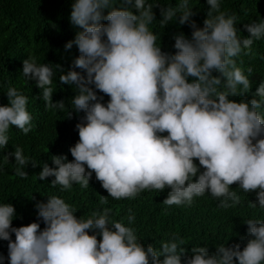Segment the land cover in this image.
Here are the masks:
<instances>
[{"label":"clouds","instance_id":"9594fccd","mask_svg":"<svg viewBox=\"0 0 264 264\" xmlns=\"http://www.w3.org/2000/svg\"><path fill=\"white\" fill-rule=\"evenodd\" d=\"M207 3L200 27L191 19V0H73L69 19L78 30L64 46L78 47L72 66L23 60L21 74L41 88L46 108H67L68 117L72 110L84 113L76 124L80 139L70 146L74 159L53 155L57 167L44 162L39 178L54 176L51 185L65 191L76 183L88 187L94 170L116 199L170 188L166 205L191 204L210 193L223 208L252 196L258 203L249 200L250 207L264 209V80L249 100L244 94L251 92L252 81L235 59L264 39V19L245 24L249 35L241 36L237 15L222 11V0ZM176 21L190 23L191 36L173 33L177 51H165L150 26ZM57 70L59 81L75 91L67 101L53 100ZM253 70L249 66L247 73ZM5 93L9 103H0V149L8 146L13 125L25 134L34 127L29 96L15 86ZM101 93L110 97L106 103ZM235 96L243 98H230ZM6 155L15 157L18 175L29 174L23 166L30 157L22 147ZM35 207L40 219L15 226V205L0 202V239L8 241L0 264H264L261 214L244 218L249 227L243 247L227 240L210 252L207 245L194 244L192 255L185 256L176 233L160 241L162 247L145 245L131 226L136 219L131 208L125 224L111 218V208L78 217V209L59 195H48Z\"/></svg>","mask_w":264,"mask_h":264},{"label":"trees","instance_id":"16d2710c","mask_svg":"<svg viewBox=\"0 0 264 264\" xmlns=\"http://www.w3.org/2000/svg\"><path fill=\"white\" fill-rule=\"evenodd\" d=\"M160 2L175 4L178 0ZM72 3L73 0H0V103H9L5 91L9 86H15L29 96L28 110L33 116L34 125L27 134L16 125L10 127L8 146L0 149V202L10 201L15 205L18 216L13 220V224L20 226L40 219L37 216L36 203L46 201L48 195H59L78 209V217L84 215L87 218L94 211L102 212L104 208H111L112 219H120L129 224L126 217L131 208L136 216L131 226L137 230V235L145 245L162 247L160 241L170 239L172 234L176 233L184 241V247L187 249L185 256L192 255L194 244L207 245L210 252L216 251V242L227 240L229 245L236 242L241 243L243 247L246 241L242 242V237L248 235L249 227L244 218L260 217V214L261 218H264V209L252 208L248 203L249 200L258 203V197L253 199L252 196H246L241 199L240 204L223 208L210 193H205L203 196H196L191 204L166 205L163 201L170 188L144 189L135 198L116 199L103 188L94 170L88 187L76 183L65 191H60L59 185H51L54 176L39 178L38 174L43 170L44 162L57 167L52 160L53 155L66 154L68 160L74 159L70 146L80 139L76 124L84 113L72 110V116L68 117L67 108H46L45 101L41 98V88L35 81H29L21 74L23 60L35 57L38 63H52L53 67L60 64L65 70L72 66L74 56L80 54L75 45L68 50L64 47L69 40L74 39L78 30V26H73L69 19ZM191 3L195 13L191 19L203 27L210 5L207 0H191ZM221 10L237 15V27L241 29L238 34L246 36L249 33L244 28L245 24L264 19V0H222ZM107 11L105 9V13ZM154 11L157 18H161L159 5ZM150 27L160 34L157 43L161 44L163 50L170 52L177 51L173 47V33L184 32L190 37L193 30L190 23L181 25L178 21L169 22L164 28L158 23ZM251 49L250 52L244 51L235 58L237 66L243 68L252 81L251 92L244 94L249 100L264 80V39L255 40ZM249 66L254 69L252 73H247ZM213 74L220 73L214 70ZM59 75L57 70L52 84L55 91L53 100L67 101L75 95V91L72 85L60 82ZM101 94L104 95L106 103L110 97ZM230 98L240 100L243 97ZM16 146L22 147L25 155L30 157L29 165L23 166L29 173L27 176L18 175L15 170V157L9 159L6 155L13 152ZM31 161L37 164L34 166ZM44 226L41 220V228ZM88 231L92 234L95 230ZM7 244L8 241L0 239V253L7 255ZM160 258L163 259V256ZM183 259L185 257H182ZM5 264L10 262L5 261Z\"/></svg>","mask_w":264,"mask_h":264}]
</instances>
